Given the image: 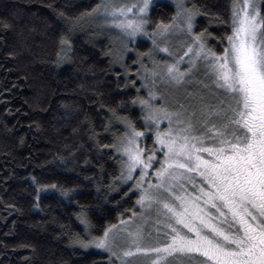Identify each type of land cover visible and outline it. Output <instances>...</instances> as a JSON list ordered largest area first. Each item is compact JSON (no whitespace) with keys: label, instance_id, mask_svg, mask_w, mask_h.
Wrapping results in <instances>:
<instances>
[{"label":"snow or ice","instance_id":"snow-or-ice-1","mask_svg":"<svg viewBox=\"0 0 264 264\" xmlns=\"http://www.w3.org/2000/svg\"><path fill=\"white\" fill-rule=\"evenodd\" d=\"M151 7L152 0H100L77 18L119 30L118 38L127 40L115 61L121 67L127 68L124 57L138 35L152 47L133 61L137 92H146L131 101L140 116L121 115L127 105L100 103L103 132L115 129L108 144L99 143L89 124L98 150H109L118 165L113 181L138 192L140 212L99 235L81 212L83 235L75 234L74 243L103 250L109 264H264V0H231L227 21L175 0V14L154 27ZM200 15L211 19L197 31ZM213 23L226 25L225 34L217 37ZM177 36L180 52L173 51ZM60 46L62 59H69L71 37H61ZM127 75L116 73L117 89ZM135 86V80L125 83ZM33 183H39L35 177ZM50 191L70 201L76 194L57 184L37 186L33 207Z\"/></svg>","mask_w":264,"mask_h":264},{"label":"trees","instance_id":"trees-1","mask_svg":"<svg viewBox=\"0 0 264 264\" xmlns=\"http://www.w3.org/2000/svg\"><path fill=\"white\" fill-rule=\"evenodd\" d=\"M97 3L0 0V264H109L104 251L74 243L75 234L83 235L77 215L85 212L98 229L93 234L99 235L104 226L138 211L137 193L113 181L118 165L109 150H98L89 124L100 134L99 143L108 144L115 129L103 132L106 111H100V103L127 105L121 115L140 116L131 101L145 95L137 92L139 65L133 61L136 52L151 45L136 38L134 52L124 57L127 68L115 63L123 49L115 46L111 34L90 20L85 25V19L77 21ZM190 3L202 13L229 19L231 0ZM174 13L172 4L159 1L149 18L154 27ZM210 19L198 16L196 30L209 27ZM210 30L219 37L226 25L213 23ZM63 36L71 37L69 59H62ZM213 47L222 46L214 42ZM125 72L117 89L116 73ZM128 80L136 86L125 88ZM51 184L76 194L70 201L50 191L42 194L40 208H34L36 187Z\"/></svg>","mask_w":264,"mask_h":264},{"label":"rangeland","instance_id":"rangeland-1","mask_svg":"<svg viewBox=\"0 0 264 264\" xmlns=\"http://www.w3.org/2000/svg\"><path fill=\"white\" fill-rule=\"evenodd\" d=\"M159 1H167V2H169L170 4H172L173 7H174V5H175V0H152V5H153V3H156V2H159ZM99 2H100V0H98V3H99ZM111 2H114V3H116V4H126V3H131V2H133V0H111ZM174 10H175V7H174ZM149 11H150V10H149ZM174 14H175V13H174ZM89 20H90V22H91V24H92L93 26L100 27L102 30L109 32V34H111V38L115 41V43H114L115 46L117 45V47H120V49H123V44H124V43H127V40L125 39L124 41H121V39L118 38L119 35H120L119 30L114 29V28H110V27H108V26H105V25L103 24L102 21L95 20V19H92V18H89V19H86V18H85V20H84V22H83V25L87 24V23L89 22ZM152 30H153V28H148V29H147V31H149V32H151ZM136 38H144V39H147V40L150 42V45H151V47H152L151 41L149 40V38H148L147 36L138 35L137 37H135V39H136ZM135 39H134V40H135ZM182 43H183V38H182V37H180V36L174 37V38H173V41H172L173 51H174V52H180V48H181ZM128 47L131 48V49H134V48H135V46H134V41H133V43L129 44ZM131 52H134V50H133V51H129L128 53H131ZM131 54H132V53H131ZM181 54H182V53H181ZM162 55H164L165 59L168 58V57L166 56V54H162ZM146 63H147V61H146ZM159 87H160V91H161V92H165V87H164L163 85H160ZM141 90H142V92H143L144 95H145L144 98H146V92H145L143 89H141ZM138 106H139V105H138ZM136 193H137V199H138V192H136ZM137 207H138V211H136V212L139 214V212H140V207H139L138 204H137ZM127 219H128V217L125 218V220H127ZM96 249H97V248H96ZM99 250H101V249H99ZM101 251H103V250H101Z\"/></svg>","mask_w":264,"mask_h":264}]
</instances>
